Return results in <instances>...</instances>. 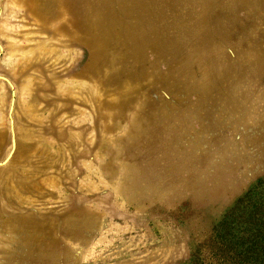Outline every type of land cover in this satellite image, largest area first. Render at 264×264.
Returning <instances> with one entry per match:
<instances>
[{
  "label": "rangeland",
  "instance_id": "rangeland-1",
  "mask_svg": "<svg viewBox=\"0 0 264 264\" xmlns=\"http://www.w3.org/2000/svg\"><path fill=\"white\" fill-rule=\"evenodd\" d=\"M263 179L264 0H0V264H190Z\"/></svg>",
  "mask_w": 264,
  "mask_h": 264
},
{
  "label": "trees",
  "instance_id": "trees-1",
  "mask_svg": "<svg viewBox=\"0 0 264 264\" xmlns=\"http://www.w3.org/2000/svg\"><path fill=\"white\" fill-rule=\"evenodd\" d=\"M226 234L198 245L190 264H264V179L228 211Z\"/></svg>",
  "mask_w": 264,
  "mask_h": 264
}]
</instances>
